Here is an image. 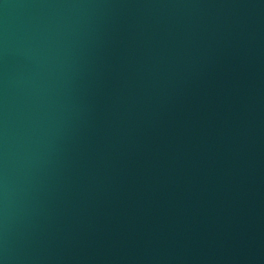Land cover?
<instances>
[{
    "label": "water",
    "instance_id": "obj_1",
    "mask_svg": "<svg viewBox=\"0 0 264 264\" xmlns=\"http://www.w3.org/2000/svg\"><path fill=\"white\" fill-rule=\"evenodd\" d=\"M0 264H264V0H0Z\"/></svg>",
    "mask_w": 264,
    "mask_h": 264
}]
</instances>
